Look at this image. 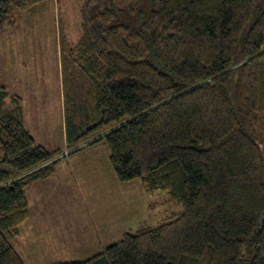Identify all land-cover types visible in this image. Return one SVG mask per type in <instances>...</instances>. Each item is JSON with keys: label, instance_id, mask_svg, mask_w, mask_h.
<instances>
[{"label": "trees", "instance_id": "trees-1", "mask_svg": "<svg viewBox=\"0 0 264 264\" xmlns=\"http://www.w3.org/2000/svg\"><path fill=\"white\" fill-rule=\"evenodd\" d=\"M44 1L0 0V34ZM80 14L78 40L58 33L64 149L35 143L0 82V264H23L9 239L26 188L98 142L119 182L166 193V222L55 264H264V0H81Z\"/></svg>", "mask_w": 264, "mask_h": 264}, {"label": "rangeland", "instance_id": "rangeland-1", "mask_svg": "<svg viewBox=\"0 0 264 264\" xmlns=\"http://www.w3.org/2000/svg\"><path fill=\"white\" fill-rule=\"evenodd\" d=\"M80 6L81 0H45L0 34V82L23 99L25 127L48 151L64 149L59 27L68 42L78 40ZM104 149L98 142L66 157L53 178L26 188L29 219L9 239L23 264L83 261L125 234L166 222V193L146 194L138 180L119 182Z\"/></svg>", "mask_w": 264, "mask_h": 264}, {"label": "crops", "instance_id": "crops-1", "mask_svg": "<svg viewBox=\"0 0 264 264\" xmlns=\"http://www.w3.org/2000/svg\"><path fill=\"white\" fill-rule=\"evenodd\" d=\"M59 69V70H58ZM57 69V79H58V86H59V80H60V67Z\"/></svg>", "mask_w": 264, "mask_h": 264}]
</instances>
